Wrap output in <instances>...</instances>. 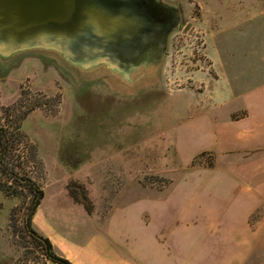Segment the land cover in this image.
Segmentation results:
<instances>
[{
    "label": "rangeland",
    "instance_id": "rangeland-1",
    "mask_svg": "<svg viewBox=\"0 0 264 264\" xmlns=\"http://www.w3.org/2000/svg\"><path fill=\"white\" fill-rule=\"evenodd\" d=\"M166 1L180 9L182 24L170 35L155 83L141 98L133 91L108 92L107 83L94 79L87 65L55 48L32 47L9 56L0 52V119L8 109L17 113L36 106L22 123L36 159L30 147L16 144L14 151L23 161L17 171L45 190V207L56 204L55 193L64 201V228L75 233V243L54 250L73 264H88L82 257L85 245H116L133 254L139 220L144 234L153 224L154 241L170 255L188 245L181 234L193 237L203 231L197 247L208 251L203 264L223 262L229 243L223 230L231 227L229 220L251 251L240 264H264V178L227 175L240 167L251 173L247 158L252 152L207 151L186 161L187 148L182 146L179 156L173 138L175 126L189 120L186 111H166L171 97L184 100L190 92L199 96L213 82L223 80L229 89L237 77L264 79V0ZM213 60L219 69L211 66ZM189 100L195 106L198 99ZM253 188L260 191L256 208L243 209L236 201H246L245 192ZM22 189L21 200L0 191V264H57L24 229L31 195ZM114 216L121 222L119 236L108 233V219Z\"/></svg>",
    "mask_w": 264,
    "mask_h": 264
},
{
    "label": "crops",
    "instance_id": "crops-1",
    "mask_svg": "<svg viewBox=\"0 0 264 264\" xmlns=\"http://www.w3.org/2000/svg\"><path fill=\"white\" fill-rule=\"evenodd\" d=\"M262 13L264 14V11ZM214 57L216 58V56ZM217 65V60H213L211 66L218 68ZM206 78L209 85H212L210 78L207 76ZM251 79L249 80L248 77L243 80L238 77L234 78L229 89L223 85V80H221L222 83H219L216 79L215 81L218 83L213 82V88L205 89L200 92L201 95L199 96L190 92L185 96L184 100L180 99L179 96L171 97L168 100L166 111L171 109L186 111V118L189 119L188 122L175 126V136L173 138L176 141L179 156L182 154V146L188 150L187 156L185 155L186 161L207 151L214 155H244L252 152L251 157L247 158V161L253 167L250 171L251 173L245 174L240 167L227 171V175L264 178V79H258L257 81H255L254 77H251ZM191 97L198 99L195 102V106L189 100ZM199 98H211L212 101L201 102ZM234 100L236 101L234 102ZM228 105L231 106L224 111L222 108ZM241 109L243 110L242 114L238 113ZM31 112L33 113V111ZM177 140L179 143H177ZM255 151H259V155L255 156ZM239 192L242 194L245 191L239 189ZM245 193L248 195L247 200H237V204H241L243 209L256 208L255 197L260 194L259 189L256 191L253 188ZM54 198L56 204L48 208L45 207L46 197L44 190L43 196L32 216V226L37 232L48 237L53 247L62 248L65 245L75 243V233L71 234L68 228H64L68 226L64 221L67 220L65 218L66 215L68 216L64 208L66 206L63 205L64 201L59 199L56 193ZM84 221L82 222L85 227ZM207 222L210 223L212 221L209 220ZM228 223L231 227L223 230V235L229 243L221 264H240L242 262L241 259L245 255L250 254L251 251L247 249L243 240L237 235V230L234 229L236 224L234 225L229 220ZM108 224V233L119 236L120 219L114 216L108 219ZM152 226L153 224L149 229L145 230L144 234L143 223L141 220L138 221L135 234L136 249L133 254L128 255L119 251L115 248L116 245L110 248L111 245L109 244L101 249H89L88 245H85L82 248V257L87 259L86 263L88 264L204 263L202 261L206 259V254H208L206 247L197 250L198 244L204 237L203 231L194 233L193 237L181 234L180 240L185 243L188 241V245L182 247L180 253L170 255V253L160 249L154 241L151 231ZM186 239L187 241H185ZM191 239H196L195 243L193 242L192 244L190 242ZM234 239H236L235 243H233Z\"/></svg>",
    "mask_w": 264,
    "mask_h": 264
},
{
    "label": "water",
    "instance_id": "water-1",
    "mask_svg": "<svg viewBox=\"0 0 264 264\" xmlns=\"http://www.w3.org/2000/svg\"><path fill=\"white\" fill-rule=\"evenodd\" d=\"M130 2L0 0V46L9 50L55 48L86 64L100 51L103 36L124 25Z\"/></svg>",
    "mask_w": 264,
    "mask_h": 264
},
{
    "label": "flooded vegetation",
    "instance_id": "flooded-vegetation-1",
    "mask_svg": "<svg viewBox=\"0 0 264 264\" xmlns=\"http://www.w3.org/2000/svg\"><path fill=\"white\" fill-rule=\"evenodd\" d=\"M129 8L124 25L103 36L99 54L92 55L85 65L96 75L94 79L101 77L107 83L108 92L133 91L135 98H141L154 85L156 70L152 66L163 57L182 16L180 9L166 0H131ZM17 50L23 49L0 46L7 56Z\"/></svg>",
    "mask_w": 264,
    "mask_h": 264
},
{
    "label": "trees",
    "instance_id": "trees-1",
    "mask_svg": "<svg viewBox=\"0 0 264 264\" xmlns=\"http://www.w3.org/2000/svg\"><path fill=\"white\" fill-rule=\"evenodd\" d=\"M41 105L40 103H37ZM36 108L35 104L30 105L26 110L15 113L13 108L8 109L6 114L0 119V191L6 197L17 198L21 200L23 189L27 188L31 195L30 204L27 206L24 216V229L28 235L40 246L42 254L52 262L57 264H73L67 258L57 254L48 237L40 234L32 226V216L43 196V189L40 184L32 177L19 175L17 168L23 165L19 155H16L14 147L18 143L30 147L31 157L36 159V149L22 128V123L27 115ZM5 122V123H4ZM74 198H78L74 191L69 189ZM79 199V198H78ZM88 212L91 206L84 202ZM18 205L10 209V215L13 216Z\"/></svg>",
    "mask_w": 264,
    "mask_h": 264
}]
</instances>
